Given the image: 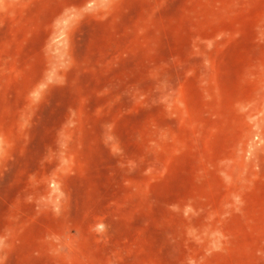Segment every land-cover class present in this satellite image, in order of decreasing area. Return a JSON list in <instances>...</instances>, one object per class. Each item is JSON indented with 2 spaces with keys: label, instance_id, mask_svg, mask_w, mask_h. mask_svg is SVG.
I'll use <instances>...</instances> for the list:
<instances>
[{
  "label": "rangeland",
  "instance_id": "1",
  "mask_svg": "<svg viewBox=\"0 0 264 264\" xmlns=\"http://www.w3.org/2000/svg\"><path fill=\"white\" fill-rule=\"evenodd\" d=\"M0 264H264V0H0Z\"/></svg>",
  "mask_w": 264,
  "mask_h": 264
}]
</instances>
